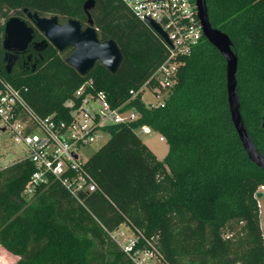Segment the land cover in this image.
Returning a JSON list of instances; mask_svg holds the SVG:
<instances>
[{
	"label": "trees",
	"instance_id": "1",
	"mask_svg": "<svg viewBox=\"0 0 264 264\" xmlns=\"http://www.w3.org/2000/svg\"><path fill=\"white\" fill-rule=\"evenodd\" d=\"M85 0H0V76L39 115L63 117L64 101L85 80L112 106L128 100L139 117L107 127L110 136L86 167L99 189L81 205L51 184L27 201L32 164L0 167V246L13 264H135L109 231L126 224L151 241L169 264H264V238L254 193L264 170L251 162L232 125L225 60L204 36L183 57L163 106L149 108L136 91L167 54V46L124 0H94L89 9L100 40L113 39L122 58L114 72L98 61L84 75L66 62L72 47L51 44L34 70L18 57L1 60L4 22L23 10L88 25ZM211 25L226 33L237 56L241 117L264 155V0H206ZM147 124L168 145L162 159L142 142ZM139 247L144 240L139 238Z\"/></svg>",
	"mask_w": 264,
	"mask_h": 264
},
{
	"label": "built area",
	"instance_id": "2",
	"mask_svg": "<svg viewBox=\"0 0 264 264\" xmlns=\"http://www.w3.org/2000/svg\"><path fill=\"white\" fill-rule=\"evenodd\" d=\"M124 1L138 18L158 23L170 41L168 45L163 40L168 51L162 62L136 91H130L132 96L140 92L141 100L149 108L163 106L176 82L183 57L203 37L195 0ZM90 86L91 80L83 81L64 101L63 117L41 116L23 98L26 88L17 89L0 76V156L19 148L14 160L28 159L32 164V172L22 189L27 201L38 191L57 184L75 202L85 205L88 195L99 187L86 167L89 156L84 155V149L96 142L102 145L110 136L109 125H128L139 117L134 107L127 106L128 100L112 106L104 91H94ZM146 92L151 98L144 101ZM151 130L142 124L137 133ZM257 190L264 193V186ZM109 235L135 264H169L151 241L126 224L109 231ZM139 238L144 240L142 247L138 245Z\"/></svg>",
	"mask_w": 264,
	"mask_h": 264
},
{
	"label": "water",
	"instance_id": "3",
	"mask_svg": "<svg viewBox=\"0 0 264 264\" xmlns=\"http://www.w3.org/2000/svg\"><path fill=\"white\" fill-rule=\"evenodd\" d=\"M93 5L94 0H85L82 5L88 21V25L84 28L76 19L68 18L60 23L56 15L39 16L36 12H28V15L33 17L35 26L45 35L43 40L35 43V48H42L46 44V40L59 51L67 46H72L73 50L66 57V62L79 74L87 73L96 61L110 72H114L122 54L113 39L100 40L97 37L89 13V9ZM195 5L204 38L218 50L225 60L226 99L232 125L249 160L264 170V155L258 151L241 117L236 78L238 60L231 48V40L226 33L211 25L206 0H195ZM146 22L162 40L170 45L166 33L158 23L149 18L146 19ZM3 32L2 47L8 52V55L5 56L7 61L5 69L9 71L11 60L15 58V52H22L30 41L32 28L27 26L24 21L12 16L5 21ZM262 195L261 190L254 193L255 198Z\"/></svg>",
	"mask_w": 264,
	"mask_h": 264
},
{
	"label": "rangeland",
	"instance_id": "4",
	"mask_svg": "<svg viewBox=\"0 0 264 264\" xmlns=\"http://www.w3.org/2000/svg\"><path fill=\"white\" fill-rule=\"evenodd\" d=\"M143 100L150 99L148 92L143 94ZM154 101V99H152ZM140 139L142 142L155 154L157 159H162L168 150V145L165 141V138L158 132L151 130L149 133H140ZM101 143H92L86 146L84 149V155L90 156L95 152ZM19 148H13L3 155L0 156V167H3L11 163L18 155ZM259 206V223L263 233L264 238V193L261 197L256 198ZM127 230V229H125ZM129 236H132V233H127ZM15 257L9 254L3 247L0 246V264H13L15 262Z\"/></svg>",
	"mask_w": 264,
	"mask_h": 264
},
{
	"label": "flooded vegetation",
	"instance_id": "5",
	"mask_svg": "<svg viewBox=\"0 0 264 264\" xmlns=\"http://www.w3.org/2000/svg\"><path fill=\"white\" fill-rule=\"evenodd\" d=\"M28 12H30V11L23 10V14L21 15V17H19V19L24 21L27 26L32 28L31 39L27 43L25 49L22 52H17V51L15 52V58H12L11 64H10V70L7 72L11 71V69L15 65L18 57H20V58L22 57L21 58L22 70H34L39 63V60L42 58L41 53L47 47L48 44H51L48 40H46V44H44V46L42 48H35V46H34L35 43L43 40L45 38V35L43 32H41L35 26L34 19H33V17L28 15ZM43 16H50V15H43ZM14 17H16V16H14ZM64 21L65 20H59V18H58V22L62 23ZM82 28H84V27H82ZM2 39H3V35H2ZM1 47H2V41H1ZM67 47H72V46H67ZM72 50H73V47H72ZM6 55H8V52L2 47L1 60H2L3 65H4V69H5V66L7 64V61L5 60Z\"/></svg>",
	"mask_w": 264,
	"mask_h": 264
},
{
	"label": "crops",
	"instance_id": "6",
	"mask_svg": "<svg viewBox=\"0 0 264 264\" xmlns=\"http://www.w3.org/2000/svg\"><path fill=\"white\" fill-rule=\"evenodd\" d=\"M9 253V252H8ZM9 254H11V253H9ZM13 257H15V260L17 259V256H15V255H13V254H11Z\"/></svg>",
	"mask_w": 264,
	"mask_h": 264
}]
</instances>
